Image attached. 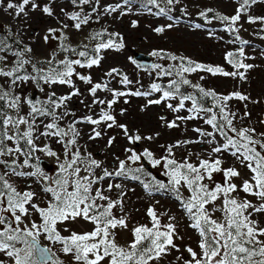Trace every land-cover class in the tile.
I'll return each instance as SVG.
<instances>
[{
  "label": "rangeland",
  "instance_id": "rangeland-1",
  "mask_svg": "<svg viewBox=\"0 0 264 264\" xmlns=\"http://www.w3.org/2000/svg\"><path fill=\"white\" fill-rule=\"evenodd\" d=\"M7 2L8 0H5V3L0 5V29H7L18 44L32 49L30 53L25 52L23 57H17L14 54H6L2 50L4 48L0 47V56L6 57L5 60L0 61V68L5 71L16 67L18 59L30 61L13 77L0 76V91L10 92L9 98L0 100L5 107V110L0 113V132L7 131L8 135L17 134L16 128L3 124L7 116L25 117L30 122L34 121L32 139L35 148L27 143V138L23 137V133L28 130L27 125L19 126L21 138L18 142L4 140V143L0 145V150L6 152L8 148L15 149L19 147V143H23V148L26 145L34 155L36 166L29 162L24 163L27 159L20 147V152L14 151L10 155L0 156V161L3 162L0 163V175H4L17 191L35 193L32 202L41 208H46L52 197L43 189L49 185L55 187L52 182L63 175L60 165L67 166V162L72 159V153L79 151L81 157L90 156L100 164V167L94 168V171H86L88 160L77 161L74 167L81 169L79 174L81 177H100L105 169L114 173L118 170L120 161H127L126 171L128 169L132 171L126 176L113 175L98 181L92 187V195L95 196L96 190L99 189L110 200L122 201V206L117 205L112 209V213L116 218H125L127 227H118L113 231L116 242L125 250L134 240L133 229L139 226L149 228L153 226V221L148 215L150 208L156 211L160 219V230H165L163 226L168 223L175 224L174 243L179 250L172 249L162 260L151 261L150 264H184L185 260L191 259L186 251L187 248L191 247L199 252V234L190 227L192 221L183 209L181 200L177 199L176 193L171 190V177L165 175L167 169L163 166L162 158L168 156V147L173 146V155L169 158H174L178 162L187 160L198 165L201 159H221L222 168H235L240 173V176L232 179V182L238 186V191L232 194L234 198L248 199L257 206L264 203L254 196L239 191L243 181L249 180L252 173L231 155L235 149L212 153V148L226 143L225 138L205 122L214 112L202 111L198 107L196 111H190L193 104L189 100L178 97L164 98L163 91H155L151 87L153 84L168 85L175 81L189 88V91L197 90L202 95L204 93L200 91L201 88L204 92H214L215 96L207 95V97L218 99L219 104L215 113L218 126L224 125L222 130L228 136L240 139L223 120L224 113L220 109L226 104V111L234 114V118L232 115L229 116L232 119V126L237 131L244 128L255 129V132L250 134L254 139L264 142V136L260 135L264 133V0H254V2L250 0L249 4L244 6L245 10L239 12L241 18L235 24H232L230 19L226 21L221 17L230 18L237 15L243 0H173L171 4L168 0H156L155 4L148 3V0H128V3H125V0H89V3L81 8L72 6L70 0H30L28 5H24L25 11L19 16L15 14L17 10H6ZM11 2L17 5L22 4V0H11ZM45 7L51 9V15L43 11ZM160 9H164V12ZM74 14H78L80 19H88V22L82 24L79 30L73 26L78 21L70 18ZM214 17L219 21H216ZM158 28L163 31L157 32ZM49 29L56 31L50 33ZM97 33L101 34L100 36L116 38L123 46L118 48L114 44L112 48L101 49L100 52H96V57H100L99 64L87 67V64L82 62L86 58L79 56L78 53L85 51L83 49L92 48L91 42ZM46 35L47 41L44 39ZM61 45L67 51L63 50ZM134 53L148 56L153 65L151 67L136 65L132 58ZM229 53L232 55L229 56ZM68 58L80 60L81 65H84H72L75 71L70 79L74 87L67 84L45 83L40 78L48 72L50 67L62 70L63 65L58 62ZM49 60L52 61L51 65L48 63ZM230 60L232 63H229ZM237 62L251 65V67L238 68L235 66ZM197 64L205 67L198 68L196 71L182 72L183 67H195ZM207 67L219 68L224 72L237 73V75L213 74L206 70ZM114 69L116 71H113ZM37 70L42 71L37 72ZM25 75L36 77V79L27 81L17 79L16 84L12 85L13 79ZM80 76L90 77L91 83L81 80ZM125 77L130 83L123 82ZM184 79L190 83L183 84ZM97 83L106 84L107 90L98 89L94 97L90 89ZM196 85L199 87H195ZM75 90H78L79 94L73 95L64 106L53 107L52 102L59 103L61 97ZM114 92H124L126 95L117 97L113 95ZM135 92L150 93V95H132ZM233 93H239L248 99L240 100L235 96L228 101L222 99ZM16 96L20 98L18 110L9 107L11 99ZM32 97H34L33 101ZM157 99L161 100L160 104L149 103ZM28 100H31L37 108L46 109L49 113L55 112L56 117H60L56 121L59 127L69 134L63 137L42 135L46 131H54L45 128L46 124L53 122L54 117L50 114L41 116L38 113L29 116L31 105L27 103ZM94 100H103L105 103H93ZM112 100L116 103L109 107L108 102ZM182 100L184 107L179 111H173V108H179ZM169 104L173 108H169ZM105 111L115 117V124L112 127L107 126L112 123L111 121H102L99 125H93L84 120L85 117L99 119ZM65 112L69 114L64 115ZM177 117L193 118L177 119ZM75 121H81L75 124L79 136L76 138L75 145H69L71 151L66 155L65 145L72 139L69 125ZM173 121L177 126L168 127L167 125ZM119 125L126 127L127 134ZM94 130L99 131L101 135L90 139V136H94ZM201 132L214 133L216 143H206L212 137L202 136ZM136 135L141 137L139 141L132 142L128 139L129 136ZM185 141L199 142L185 144L183 143ZM178 144L179 146H175ZM253 146L264 154V149L259 144ZM46 148L55 155H49L47 150H41ZM145 150L150 151L155 159H161V165L153 166L151 161L143 155ZM133 152L140 155L139 161L128 160ZM142 158L152 171L149 173L145 171L144 176L141 177L135 169H143ZM41 160L52 167L49 172L39 168L38 162ZM13 167L17 172L23 173H32L39 169L50 179L45 180L39 175L18 176L13 174ZM134 175L139 176V179H132ZM156 182L167 185V188L156 190ZM145 183L149 184L148 189H145ZM204 183L210 188L216 184H223V174L214 173L212 180L205 179ZM110 184L113 187L111 191H108ZM117 184L121 187L116 188ZM69 190L71 191L72 188L70 187ZM180 193L185 200L191 196V192L184 186L180 187ZM4 201L3 206L7 207L6 196ZM108 202L96 200L97 204L105 206ZM221 206V200L207 205L212 218L218 221H222L223 214L212 209H218ZM249 211L252 210L249 209ZM4 215L11 219L10 212ZM170 217L175 219L170 220ZM252 219L259 221L260 226L264 227V215L253 213ZM31 221L40 223L39 214L32 212L25 217L24 222L29 227ZM92 227L91 223L83 220L58 224V229L63 236H69L72 232L91 231ZM40 244L51 248L55 253L54 259H59L63 264H76L70 254L62 251L61 244H53L43 236L40 237ZM0 259L11 264L10 258L3 253H0Z\"/></svg>",
  "mask_w": 264,
  "mask_h": 264
},
{
  "label": "snow or ice",
  "instance_id": "snow-or-ice-1",
  "mask_svg": "<svg viewBox=\"0 0 264 264\" xmlns=\"http://www.w3.org/2000/svg\"><path fill=\"white\" fill-rule=\"evenodd\" d=\"M76 0H73L75 3ZM250 0H243L241 9L238 10V14L232 17H221L223 20H231L232 24H235L240 20V11L245 10L244 6L248 5ZM254 2V0H252ZM5 0H0V5H3ZM30 0H22L21 5H17L11 0H8L6 4L7 9L17 10L15 14L19 16L25 11L24 5H28ZM82 3H89V0H82ZM128 3V0H125ZM148 3L155 4L156 0H148ZM168 3H173V0H168ZM114 10V9H113ZM45 13L51 15V9L45 7L43 9ZM164 12V9H160ZM74 21H78L73 26L79 30L82 24H86L88 19H80L78 14H74L70 17ZM254 22V21H253ZM66 27V26H65ZM199 27V26H198ZM55 29H49L50 33L55 32ZM157 32L163 31V29H156ZM101 34L97 33L93 38L99 37ZM45 41L48 40V36L44 37ZM3 41L0 40V44ZM123 45H118L116 47H122ZM114 47L113 41L109 40L107 42L98 43L95 51L98 53L101 49H108ZM61 48L65 51L67 49L61 45ZM32 49L26 47L24 52L30 53ZM24 52L14 53L17 57H23ZM154 55L156 53H153ZM81 57H87L88 53L81 51L78 53ZM232 54L229 53V56ZM6 57L0 56V61L5 60ZM175 59V57H173ZM100 62V57L91 58L88 60L87 67H92L93 65H98ZM30 63L27 59H18L16 62V67L9 71H5L0 68V76L3 77H13L16 72H18L25 64ZM48 63L51 65L52 61L49 60ZM63 65L62 70H57L56 68L50 67L48 72L43 74L40 78L45 81V83L51 84H67L72 85L71 76L74 74V68L72 65H81L80 60H62L58 62ZM191 64V62H189ZM229 63H232L230 60ZM84 66V65H81ZM236 67L238 68H250L251 65H246L237 62ZM35 67V66H33ZM203 65H195V67H183L182 72L196 71L198 68H204ZM207 71L213 74L220 73L224 76H235L237 73L224 72L219 68L207 67ZM42 70H37L41 72ZM113 71H116L115 69ZM111 75V73H108ZM243 77V74H240ZM81 80L87 83H91L90 77L80 76ZM17 79H22L27 81L29 79H36V77L23 76L16 77L11 81L12 85L16 84ZM125 83H130L127 77L124 78ZM183 84L190 83L187 79L182 80ZM176 91L179 89V85L173 81ZM152 89L155 91H161V88L157 84H153ZM170 88L172 85L169 86ZM195 87H199L196 85ZM107 90V85L95 84L91 89V94L95 97L98 89ZM201 92L204 95L215 96L214 92H204L201 88ZM78 90L73 91L67 96L61 97L60 102H52L54 108H60L65 105V102L70 100L73 95H78ZM173 91H163V97L168 98L173 96ZM53 95H55L53 93ZM114 96L126 95L124 92H114ZM132 95H150V93H140L135 92ZM10 92L0 91V100L9 98ZM233 96L240 100H246L248 97L243 96L239 93H233L229 96H224L222 99L224 101L231 100ZM183 99H191L193 108L190 111L197 110V100L195 97H183ZM18 96L11 99L9 107L13 109H19ZM27 103L31 105V111L29 116L34 113H38L41 116L52 115L54 117L53 122L45 125L46 129L54 131H46L42 133L45 136H66L69 133L61 129L56 122L60 117H56L55 112L49 113L46 109L37 108L32 104L31 100ZM93 103L104 104L103 100H94ZM116 103L115 100L109 101L108 105L111 107L112 104ZM149 103L160 104L161 100H153ZM169 108H173L171 104L168 105ZM183 100L181 101L179 108H173V111H179L183 108ZM227 105L221 106L220 111L224 113L223 120L226 122L227 126L231 128L232 132L240 139H233L228 136L226 132L222 129L224 125H219L217 123L216 114L213 113L211 118L207 119L205 122L216 129L226 140V143L212 148V153H221L222 151H228L229 149H235L231 152L233 157H236L240 163L244 164L250 172L252 173L249 180L243 181L239 188L248 195L258 198L260 201H264V154L257 151L256 147L253 145L259 144L262 149H264V142L256 140L250 133H254L255 129L244 128L239 131L232 126V119L229 118L230 114L226 111ZM210 111V110H209ZM65 112L64 115H68ZM193 117H177V119H191ZM85 121L93 125H99L102 121H111L107 126L112 127L115 124V117L109 112H102L99 119H92V117H85ZM81 121H75L69 125V132L72 134V139L68 142L66 147V155L71 151L69 145L76 144V138L79 136V132L76 130L75 124ZM34 121L30 122L25 117H12L7 116L3 120V124L17 129V134L8 135L7 131L0 132V145L4 143V140L17 141L21 138L19 135V126L27 125L28 130L23 133V137L27 138V143L33 145L35 148L34 141L32 139ZM124 128L125 134H127V129L124 125H119ZM168 127H176L175 122H171L167 125ZM196 131H200L196 129ZM101 133L94 130V136H90V139L99 137ZM202 136L212 137L206 141L208 144L216 143L215 135L211 132H201ZM260 135L264 136V133ZM128 139L132 142L139 141L141 137L139 135L129 136ZM152 139V137H148ZM243 141V142H242ZM199 142V141H195ZM194 141H185L183 143H195ZM111 143V141H110ZM175 146H179L175 145ZM172 147L167 149L168 156L163 157V166L167 169L165 175L171 177L172 191L176 193L177 199L181 200V205L188 215L189 219L192 221L190 227L195 229L200 237L199 241V252L194 251L191 247L187 248L186 251L189 253L191 259L185 260L184 264H264V227L260 226L259 221L252 219L253 213H259L264 215V203H260L259 206L254 205L252 201L248 199L237 200L232 195L238 191L237 184L232 182L234 177L240 176L239 171L235 168H222V160L216 158L215 160L201 159L198 165L188 162H178L174 158H169L173 155ZM42 151L47 150L49 155H55L50 149H41ZM20 152V148L15 149L8 148L6 152L0 150V156L5 154H12L13 152ZM128 151H132L128 149ZM239 154V155H238ZM143 155L147 157L153 166L161 165V159H155L153 154L145 150ZM140 155L135 152L128 157V160L136 162L140 160ZM87 159L88 164L87 170L94 171V168L100 167L98 161L88 158H83L80 156L79 151L72 153V159L65 164L60 165L61 172L63 175L57 177L52 183L54 186H46L43 191L45 193H50L52 199L48 202L46 208H41L39 205L33 203V198L35 193L31 191H25L23 193L17 191V189L5 179L4 175H0V253L4 256L10 258L11 264H63L59 259H54L55 253L52 252L51 248L47 246H41L40 237L43 236L49 242L55 244L59 243L62 245V251L65 254H70L76 264H150L151 261L159 262L164 256H166L172 249L179 250L177 245L174 243V237L176 236V226L173 223H168L163 226L165 230H160V219L154 209L148 210V215L153 221V226L151 228L147 226H139L133 229L134 240L125 250L121 247L115 239V232L113 230L119 228H126V219L116 218L112 209L117 207V205L122 206L121 200L112 201L109 197L103 195V192L99 189L96 190L95 196L92 195V187L98 181L103 180L105 177L110 176H126L128 172L132 171L128 169L126 171L127 161H120L119 168L114 173L103 171V175L100 177H81L79 167H74L77 161L83 162ZM199 159V158H198ZM0 163H3L0 161ZM25 164L28 160L24 161ZM71 170V171H69ZM136 172H140L141 169H135ZM12 172L18 176L31 175V176H42L45 180L50 179L39 169L32 173L17 172L15 167L12 168ZM221 172L224 177L223 184H216L214 187L210 188L208 184H205V179L212 180L213 174ZM71 177V179H70ZM132 179H139V176H132ZM186 187L190 192L191 196L186 200L182 198L180 193V187ZM72 188L70 191L69 188ZM113 185L108 186V191H111ZM116 188H120L119 184L115 185ZM145 189L149 188V184H144ZM167 188V185L156 182V190H162ZM6 190V191H5ZM7 197V207H4V197ZM107 200L109 201L107 205H100L96 203V200ZM217 200L222 201V206L218 209H212V211H220L223 214L222 221H218L212 218L211 212L207 205L214 204ZM102 209V211L100 210ZM249 209L252 211L250 212ZM10 212L11 219L7 218L4 213ZM32 212L39 214L40 223L36 221H31V226L26 224L25 217L31 215ZM175 217H170V220H174ZM77 220H83L85 222L91 223L93 225L91 231L77 233L72 232L69 236L61 235L58 229V224H64L65 222H75ZM15 225V226H13ZM23 225V227H21ZM144 241H150L148 245L144 244ZM20 245V246H18ZM179 259V257H178ZM0 264H7L3 259H0Z\"/></svg>",
  "mask_w": 264,
  "mask_h": 264
},
{
  "label": "trees",
  "instance_id": "trees-1",
  "mask_svg": "<svg viewBox=\"0 0 264 264\" xmlns=\"http://www.w3.org/2000/svg\"><path fill=\"white\" fill-rule=\"evenodd\" d=\"M71 2V5L74 6V7H83L85 5V3H82V0H76L75 3H73V0H70ZM214 19L216 21H219L218 18H215ZM0 40L3 41L2 44H0V47L4 48L2 50H4V52H6V54H14V53H17V52H24L25 48L22 47L20 44H18L10 31H8L7 29L5 28H2L0 29ZM113 41L114 44H116V46L120 45L119 41L116 39V38H112V37H106V36H99L97 38H93L92 42H91V46L92 48L91 49H83L85 50V52L88 53V56L85 57L86 60H83L82 62L84 64H87L88 60L91 59V58H96V51H95V48L97 46L98 43H101V42H107V41ZM25 54V52H24ZM70 58H68L69 60ZM178 84V83H177ZM172 85V87L170 88L169 86ZM179 85V89L178 91H176L175 89V85H173V83L171 84H168V85H164L163 83H160L159 84V87L161 88V91H173V96H170V97H178L179 99H183V97H195L196 100H197V107L202 110V111H212L214 113H217V106L219 104L218 102V99L217 97H207V96H204L202 95L199 91L197 90H192V91H189V88H186L185 86H183L181 83L178 84ZM185 100H189L190 102H192L191 99H185ZM4 104L2 102H0V113H2L4 110H5V107L3 106ZM27 144V143H26ZM24 144L22 143H19V147L22 149L26 159L28 160V162L34 166H36V161L34 159V155L33 153L29 150V148L25 145V148H23ZM137 174L139 176H144L145 174V170L144 169H141L140 172H137ZM145 245H148L149 242L146 241L144 242Z\"/></svg>",
  "mask_w": 264,
  "mask_h": 264
},
{
  "label": "water",
  "instance_id": "water-1",
  "mask_svg": "<svg viewBox=\"0 0 264 264\" xmlns=\"http://www.w3.org/2000/svg\"><path fill=\"white\" fill-rule=\"evenodd\" d=\"M132 58H133L134 63L140 67H151L153 65V62L150 60L148 56H144L139 53H134ZM31 100L33 101L34 97H32ZM141 165L147 173L152 171V169L147 166L143 158L141 159ZM38 166L44 172H49L52 168L47 162L42 161V160L38 162Z\"/></svg>",
  "mask_w": 264,
  "mask_h": 264
}]
</instances>
